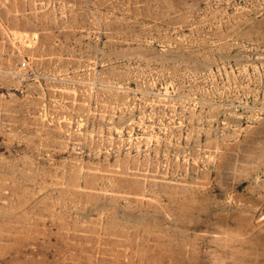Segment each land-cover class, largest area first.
<instances>
[{"label":"rangeland","instance_id":"1","mask_svg":"<svg viewBox=\"0 0 264 264\" xmlns=\"http://www.w3.org/2000/svg\"><path fill=\"white\" fill-rule=\"evenodd\" d=\"M0 264H264V0H0Z\"/></svg>","mask_w":264,"mask_h":264},{"label":"built area","instance_id":"2","mask_svg":"<svg viewBox=\"0 0 264 264\" xmlns=\"http://www.w3.org/2000/svg\"><path fill=\"white\" fill-rule=\"evenodd\" d=\"M25 65V64H24Z\"/></svg>","mask_w":264,"mask_h":264}]
</instances>
